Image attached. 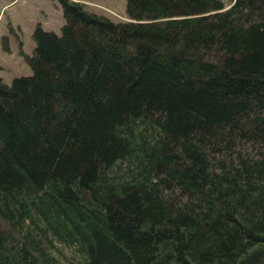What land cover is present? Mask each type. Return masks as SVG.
<instances>
[{"label":"trees","instance_id":"16d2710c","mask_svg":"<svg viewBox=\"0 0 264 264\" xmlns=\"http://www.w3.org/2000/svg\"><path fill=\"white\" fill-rule=\"evenodd\" d=\"M0 77V264H264V0H57Z\"/></svg>","mask_w":264,"mask_h":264},{"label":"rangeland","instance_id":"374dc122","mask_svg":"<svg viewBox=\"0 0 264 264\" xmlns=\"http://www.w3.org/2000/svg\"><path fill=\"white\" fill-rule=\"evenodd\" d=\"M114 22L127 21L126 0H74ZM231 0H222L228 4ZM64 24L57 0H0V77L5 83L13 78L31 75L25 60L35 42L37 25L43 30L61 32Z\"/></svg>","mask_w":264,"mask_h":264}]
</instances>
